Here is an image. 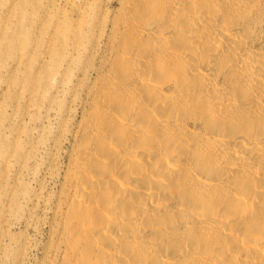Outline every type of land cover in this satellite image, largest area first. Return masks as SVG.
Returning a JSON list of instances; mask_svg holds the SVG:
<instances>
[{
    "label": "bare ground",
    "instance_id": "bare-ground-1",
    "mask_svg": "<svg viewBox=\"0 0 264 264\" xmlns=\"http://www.w3.org/2000/svg\"><path fill=\"white\" fill-rule=\"evenodd\" d=\"M0 8L13 125L68 145L58 264H264V0ZM14 146L0 163L19 172Z\"/></svg>",
    "mask_w": 264,
    "mask_h": 264
},
{
    "label": "rangeland",
    "instance_id": "rangeland-1",
    "mask_svg": "<svg viewBox=\"0 0 264 264\" xmlns=\"http://www.w3.org/2000/svg\"><path fill=\"white\" fill-rule=\"evenodd\" d=\"M14 69L11 58L4 57L0 63V151L9 156L18 143L26 160L19 172L14 156H10V168L0 163V170L7 172L0 184V264H58L52 214L59 187L57 173L65 165L68 145L56 149L52 140L25 143L40 132L41 123L26 115L18 129L13 125L12 106L18 94L15 78L19 75ZM15 131H19L17 139Z\"/></svg>",
    "mask_w": 264,
    "mask_h": 264
}]
</instances>
